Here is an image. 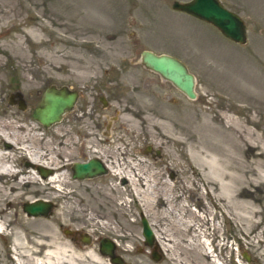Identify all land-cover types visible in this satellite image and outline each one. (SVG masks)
<instances>
[{"label": "rangeland", "instance_id": "1", "mask_svg": "<svg viewBox=\"0 0 264 264\" xmlns=\"http://www.w3.org/2000/svg\"><path fill=\"white\" fill-rule=\"evenodd\" d=\"M174 1L0 0V119H24L64 148L54 134L59 128L77 148L66 157L74 196L45 200L53 206L49 216L22 212L26 226L36 234L51 227L60 245L72 239L65 233L70 229L80 239L73 246L105 260L100 240L109 238L125 264H264V0H221L246 20V45L174 9ZM19 41L24 54L11 52ZM144 49L182 59L197 78L198 97L190 99L147 69L141 63ZM50 87H66L78 98L60 122L45 127L33 113ZM200 116L207 122L203 140ZM92 138L96 152L86 148ZM200 141L204 156L193 147ZM112 157L124 173L135 169L157 177V192L174 199L151 206L146 216L137 201L128 211L102 195L110 186L129 188L121 175L108 169L96 177H73L76 162L97 158L106 165L104 158ZM90 182L96 189L91 199ZM35 188L22 184L15 193L32 192L33 202L52 199L49 190ZM72 202L77 211L69 208ZM24 204L14 209L25 211ZM182 213L192 223L187 232L176 227ZM57 214L63 222L52 221ZM143 217L169 235L159 244L158 260L145 243ZM105 221L118 231L102 227ZM86 234L89 246L83 244ZM8 247L11 237L0 238V264H17ZM79 262L97 264L86 255Z\"/></svg>", "mask_w": 264, "mask_h": 264}, {"label": "bare ground", "instance_id": "2", "mask_svg": "<svg viewBox=\"0 0 264 264\" xmlns=\"http://www.w3.org/2000/svg\"><path fill=\"white\" fill-rule=\"evenodd\" d=\"M18 44L19 47L16 49L12 48L11 52L13 51L15 54H24L25 50L21 42L19 41ZM75 105L76 103L74 106ZM73 108L66 112L71 111ZM4 118L5 119H0V238H5L7 236L11 237L13 247H8V249L10 252L13 251V257L18 260L17 264H80L79 261L83 255H86V258L93 263L114 264L108 257L106 258L109 262L93 250L86 253L78 250L73 246L76 243L74 239L65 241L60 245L55 241V234L52 233L51 227L49 226L43 227V232L37 234L28 229L26 226L28 221L24 216L25 214L23 215L22 213L26 211H22L18 207L14 209V207L16 205L20 206L24 203L31 202L33 193H15V191H19L22 188V184H31L35 186L37 190L46 189L53 194L52 199L40 197L42 200L54 202V200H58L60 197H73L76 190L74 188V183L69 179L68 166L70 159L66 157L74 154L77 148L73 146L75 145L74 142L69 145L70 143L68 142L67 135L65 133L60 134L59 128L54 134L58 135V139H62L60 144H62L64 148L57 147V143L51 133L38 132L39 129H37L35 125L21 123L24 119L13 118L11 114H8ZM197 126L200 136L198 139H205L207 122L204 117L200 116L198 118ZM49 136L51 137L49 138ZM194 136L195 135H193L192 139H194ZM94 141L95 138L88 141L90 145L86 148L90 152H96L94 149V147H96ZM1 143H3L4 146H2ZM193 147L199 155H205L206 149L203 143L198 145L195 144ZM63 152L66 153L65 156H63ZM97 153H99V151ZM61 158H65V160H61ZM21 159L27 161L24 166L18 163ZM104 161H106V166L112 174L116 176L121 175L124 181L126 180L129 184V188L125 190L123 188L120 189L118 186H110V189L102 192V195L111 197L117 204L122 206V208H126L130 211L132 203L137 201L139 205L144 208L146 216H149L151 206L155 207L159 202H167L170 204L174 199V195L172 194L163 195L157 192V177H144L143 175H139L135 169H130L124 173L120 161L113 157L112 160H106L104 158ZM41 168L49 170L50 173L46 176L43 175L41 173ZM73 177L75 179H80L75 176ZM172 185L173 183L169 184L170 187ZM225 185L227 184L223 182L222 186L224 187ZM143 189L146 191L145 196L141 194ZM95 190V184L93 182L87 184V197L89 199H91ZM126 195L131 196L132 199L128 200L125 197ZM120 199L123 200L120 202ZM69 208L74 211L78 209L74 202L71 203ZM171 212L173 213L174 210ZM61 213L63 214L64 211H61ZM14 215L16 218H14ZM182 215L183 216H178L176 227L182 232H187L191 228L192 223L188 220L184 221L183 218L186 216L183 213ZM60 216V214H57L52 221L54 223L63 222ZM180 224H183V226ZM149 225L154 233V247L151 248L153 250H159V244L162 243L164 245V241H166L165 238L169 235L167 231L162 229L159 233L155 229L153 221H150ZM102 227L118 231L110 221L103 222ZM23 231H25V233H23ZM34 233L35 236L33 235ZM30 235H32V238H28ZM75 238L77 241H80L78 237ZM91 243L92 239L89 244ZM89 244L85 245L89 246ZM67 251L71 253L66 259L64 256H66L65 252Z\"/></svg>", "mask_w": 264, "mask_h": 264}, {"label": "water", "instance_id": "3", "mask_svg": "<svg viewBox=\"0 0 264 264\" xmlns=\"http://www.w3.org/2000/svg\"><path fill=\"white\" fill-rule=\"evenodd\" d=\"M173 8L184 11L196 18L216 26L229 39L245 45L248 42V30L245 20L238 13L225 7L220 0H191L188 2L174 1ZM141 62L145 67L160 74L165 80L172 82L177 88L183 91L189 98L196 99V76L188 66L179 58L162 53L158 54L152 50H143ZM78 98L76 91H69L66 87H50L44 93L42 102L34 110L33 116L45 127H49L60 122L69 109L74 107ZM74 176L80 179L87 177H96L107 173V168L99 159H91L88 162H76L74 167ZM41 173L47 175L49 170L41 168ZM52 203L44 200L27 202L24 204V210L32 216H49L52 213ZM143 235L146 238V244L154 247V233L146 217L142 218ZM66 234H72L73 231L67 229ZM91 237L85 235L84 244H89ZM117 244L109 239L100 240V252L109 257L114 264H125L122 256L118 255ZM153 258L158 260L160 253L154 249ZM244 258L250 260L249 254L244 253Z\"/></svg>", "mask_w": 264, "mask_h": 264}, {"label": "flooded vegetation", "instance_id": "4", "mask_svg": "<svg viewBox=\"0 0 264 264\" xmlns=\"http://www.w3.org/2000/svg\"><path fill=\"white\" fill-rule=\"evenodd\" d=\"M177 88V87H176ZM178 89V88H177ZM182 92V91H181ZM77 237V236H76ZM72 239H74L76 242H78L77 241V239L75 238V235H73L72 237H71Z\"/></svg>", "mask_w": 264, "mask_h": 264}]
</instances>
